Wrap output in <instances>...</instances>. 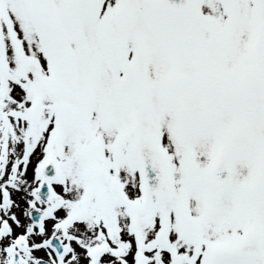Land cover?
Here are the masks:
<instances>
[{
	"label": "snow or ice",
	"instance_id": "1",
	"mask_svg": "<svg viewBox=\"0 0 264 264\" xmlns=\"http://www.w3.org/2000/svg\"><path fill=\"white\" fill-rule=\"evenodd\" d=\"M0 264H264V0H0Z\"/></svg>",
	"mask_w": 264,
	"mask_h": 264
}]
</instances>
